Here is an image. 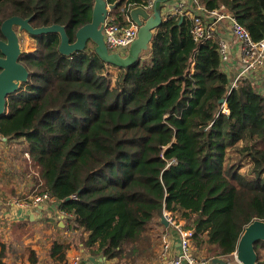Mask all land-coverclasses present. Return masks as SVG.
I'll return each instance as SVG.
<instances>
[{
  "label": "trees",
  "instance_id": "trees-1",
  "mask_svg": "<svg viewBox=\"0 0 264 264\" xmlns=\"http://www.w3.org/2000/svg\"><path fill=\"white\" fill-rule=\"evenodd\" d=\"M198 1L223 5L254 40L264 38V0ZM107 2L117 3L111 14L123 22L130 6L148 0ZM94 4L0 0V39L3 21L17 15L34 27L65 25L74 42ZM167 16L149 51L116 77L91 41L67 56L59 33L32 36L34 50L21 56L29 80L0 116V135L25 139L38 192L60 201L89 232L85 246L98 243L107 259H121L164 210L187 221L197 245L222 255L264 220V92L249 80L230 90L217 39L197 42L187 15ZM62 248L55 242L53 254ZM255 249L264 264V241Z\"/></svg>",
  "mask_w": 264,
  "mask_h": 264
},
{
  "label": "crops",
  "instance_id": "crops-1",
  "mask_svg": "<svg viewBox=\"0 0 264 264\" xmlns=\"http://www.w3.org/2000/svg\"><path fill=\"white\" fill-rule=\"evenodd\" d=\"M176 1L178 0L164 3L163 14H169ZM230 25L231 20L225 19L218 25L216 33L218 38L230 43L231 60L239 63L241 52L238 42L231 33ZM110 71L116 77L119 68L111 67ZM15 145L22 151H18ZM25 146L24 138L9 139L0 135V258L2 255L3 263H63L75 255H81V264H117L116 259H107L98 243L85 246L84 242L87 241L89 232L77 226L73 215L63 214L65 211L61 209L59 201L52 199L40 204L34 203L33 197L40 193L38 192L40 185L36 183L33 185L31 177L34 166L30 154L24 152ZM38 175L39 169H36L34 177ZM28 191L31 195L24 197L23 194ZM149 230L151 232L143 243L133 245L135 262L131 264H166L162 256V235H166L173 243L170 255L178 252L179 239L168 223L166 225L162 221L161 223L155 221ZM154 231L160 232L159 238L158 236H154L155 239L150 238ZM55 242L62 244L63 248L53 254ZM66 245L67 248H64ZM211 248L215 250L218 247L207 242L197 245L195 238L192 241V249L196 256L212 258L207 264H222L214 262L213 258L216 256L224 259L225 264H240L234 252L222 255L220 251H209ZM62 252H65L63 259ZM123 260L119 264H122Z\"/></svg>",
  "mask_w": 264,
  "mask_h": 264
},
{
  "label": "water",
  "instance_id": "water-1",
  "mask_svg": "<svg viewBox=\"0 0 264 264\" xmlns=\"http://www.w3.org/2000/svg\"><path fill=\"white\" fill-rule=\"evenodd\" d=\"M168 1L171 0H155L152 12L142 5L130 9V17L139 25V31L126 56L110 52L104 39L105 20L110 11L117 7V3L110 4L107 0H95L92 20L77 30L74 42H71L65 25L34 27L30 23L31 18L17 15L5 19L1 25L4 38L0 39V116L7 113L9 96L16 93L21 84L27 82L30 77L29 69L21 61L23 49L20 39L23 32H27L31 37L50 32L59 33L61 38L59 50L67 56L84 51L91 41L95 44V51L103 61L117 68H126L136 63L145 52L149 51L154 33L164 21L163 4ZM225 101L224 98L221 100V102ZM161 221L167 225L164 216ZM258 241H264V220L261 219H256L247 225L239 239L236 254L240 264H258V254L255 249ZM213 260L222 264L226 263L219 256L214 257Z\"/></svg>",
  "mask_w": 264,
  "mask_h": 264
},
{
  "label": "built area",
  "instance_id": "built-area-1",
  "mask_svg": "<svg viewBox=\"0 0 264 264\" xmlns=\"http://www.w3.org/2000/svg\"><path fill=\"white\" fill-rule=\"evenodd\" d=\"M154 1L148 0L147 4L141 5L149 12H152ZM134 6L128 8V14L125 15L123 22L118 21L116 16L110 13L108 14L103 32L105 43L110 52H117L122 56H126L130 46L137 38L139 25L129 15V10ZM169 13L179 16L187 15L192 20L191 33L197 42L217 39L222 68L230 75L233 73L231 76L230 90L237 87L242 81L249 80L261 92H264V38L258 41L254 40L249 30L223 5L209 10L198 0H178ZM167 17L165 16L164 19ZM225 19L231 20L230 30L234 39L238 42L241 52V60L239 63L231 60L232 49L230 43L227 40L217 37L216 29ZM73 198H77V196L73 195ZM52 199L55 198H52L48 192H40L33 197L34 203L36 204ZM63 214L66 215L67 213L63 212ZM163 216L176 232L180 243L178 252L171 256L170 252L173 243L163 235L162 256L166 264H207L211 261L212 258H201L193 252L192 241L195 237L194 229L187 228L185 222L179 221L176 214L172 211L164 210ZM234 255L237 258L236 251ZM81 262L82 256L75 255L66 262H51L49 264H81Z\"/></svg>",
  "mask_w": 264,
  "mask_h": 264
},
{
  "label": "rangeland",
  "instance_id": "rangeland-1",
  "mask_svg": "<svg viewBox=\"0 0 264 264\" xmlns=\"http://www.w3.org/2000/svg\"><path fill=\"white\" fill-rule=\"evenodd\" d=\"M153 11V10H152ZM166 16V14H164L163 15V18ZM20 43H21V46H22V49H23V52H27V51H31V50H33L34 48H35V40L27 33V32H23L22 34H21V39H20ZM16 146V145H15ZM16 148H17V150L18 151H20L21 149L18 147V146H16ZM22 151V150H21ZM248 165H246L243 169H242V171H245L248 167H247ZM31 169V168H30ZM35 171H36V169L33 167V171H32V177H31V179H32V182H33V185H34V183H36L35 182ZM37 177V176H36ZM35 188H36V186H35ZM37 189V188H36ZM38 191H39V189H38ZM24 195V197H27V196H30L31 194H30V191H28V192H26L25 194H23ZM176 217H177V219L179 220V221H183V222H185V224L187 223V221L186 220H184V219H182L178 214H176ZM151 227V226H150ZM149 227V228H150ZM172 227V226H171ZM149 230V229H148ZM147 230V231H148ZM149 232H151L150 230L148 231V232H146L145 233V237L138 243V244H141V243H143V241H145L146 239H147V237H148V233ZM159 234H160V232L159 231H154V232H152L151 233V237L150 238H152V239H155L154 238V236H158V238L160 237L159 236ZM166 236V235H165ZM149 238V239H150ZM162 238H163V235H162ZM152 248V247H151ZM151 248L149 249V251L151 250ZM133 249V250H132ZM132 250V253L129 255V256H127L126 257V255H128L129 253H130V251ZM148 251V252H149ZM134 254H135V251H134V246H127V250H126V252L124 253V255H123V257L121 258V259H119V260H117L118 262H117V264H119L120 263V261H122L123 259V262H122V264H131V263H133V262H135V258H134Z\"/></svg>",
  "mask_w": 264,
  "mask_h": 264
},
{
  "label": "clouds",
  "instance_id": "clouds-1",
  "mask_svg": "<svg viewBox=\"0 0 264 264\" xmlns=\"http://www.w3.org/2000/svg\"><path fill=\"white\" fill-rule=\"evenodd\" d=\"M172 1V0H171ZM135 7V6H134ZM124 9V8H123ZM123 9H122V11H123ZM130 11V10H129ZM110 14H111V11H110ZM113 15V14H112ZM130 15V14H129ZM164 15V14H163ZM115 16V15H114ZM167 16V15H166ZM163 20H165L164 18H163ZM34 50V49H33ZM111 67H115V66H112V65H110V67H109V69L111 70Z\"/></svg>",
  "mask_w": 264,
  "mask_h": 264
}]
</instances>
